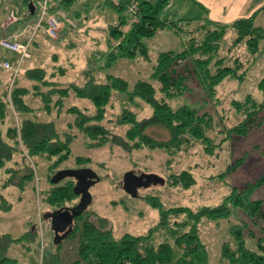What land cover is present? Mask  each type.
<instances>
[{"label": "trees", "instance_id": "obj_1", "mask_svg": "<svg viewBox=\"0 0 264 264\" xmlns=\"http://www.w3.org/2000/svg\"><path fill=\"white\" fill-rule=\"evenodd\" d=\"M29 1L34 5V0H22L26 15L30 14L27 9ZM72 1L54 0L49 5V11L68 7ZM132 1L137 2L138 19L124 33L122 26L125 16L122 12ZM169 2L120 0L116 5L105 0L117 12L118 19L107 28L108 41L115 39L118 44L113 49L110 42L107 55L93 59L98 70L109 68L118 59L131 60L140 56L149 60V48L145 40L160 30L170 28L173 32L177 45L156 54L150 79L137 80L130 85L126 79L115 74H106L103 79H98L90 69L83 72L80 85H62L54 78L64 76L61 66H49V71L43 66H33L22 73V78L31 82L29 87L21 84V78L16 76L9 91L8 85L5 86L0 93V171L6 174L0 184V210L10 207L2 194L3 190L9 185L22 189L33 176L28 164L26 172L16 174L20 164L16 160V153L20 154L22 160L33 159L34 164L37 159L48 162L45 168L48 180L58 166L71 157L77 166H84L91 161L90 157L72 156L70 145L77 137L75 133L69 132L73 127L81 135L82 145L86 148H101L111 142L127 151L159 149L171 157L197 145L201 146L204 153L213 154L232 136L246 137L252 129L264 125V116H260L264 111V76L258 81L263 98L256 100L246 95L243 100H233L236 112L244 117L225 131L215 130L213 115L200 105H171L173 99L192 93V84L195 83L198 100L206 107L210 101H216V88L223 80L244 78L245 71L239 73L243 67L240 56L233 57L229 62L227 58L219 56V50L221 40L232 30L235 34L234 46L243 43L249 52L257 53L264 41V27L255 23L256 14L237 18L230 23L216 22L210 20L206 8L195 1L204 11L201 16L163 18L160 16L161 11ZM196 22L200 24L195 29H186ZM14 58L15 55L11 61ZM114 92L125 95L130 103L137 97L151 108L147 117L137 118L126 106L122 107L117 122L128 126L124 137L112 135L102 123ZM69 97L88 100L94 108L93 113L88 114L85 107L70 104L65 108V112L72 116L71 122H66V131L58 130L53 120L41 121L34 117L35 109L46 115L52 111L57 113ZM28 98L38 100L39 106L30 107ZM8 106L19 120L16 125L11 120L3 131L2 126L10 112ZM153 126L166 129L168 138L158 139L147 133L146 129ZM213 131L224 134L217 139L211 135ZM19 145L23 152L18 151ZM246 155L228 163L218 176L224 178L232 174L246 162ZM195 182L190 169H182L167 176L168 185H180L184 189L190 188ZM72 185V178L50 183L44 189L43 202L53 208H60L70 202L74 204L78 200H75L77 196L72 192ZM261 189L264 190V162L263 170L255 179L245 182L241 187L232 185L220 203L213 206L203 205L195 210L187 206L163 207L157 196L146 195L144 200L158 209L157 222L143 234L126 233L119 238L111 230L96 225L90 220V214L83 210L74 217L71 231L66 236L76 241L71 264H208V250L199 230L201 220L227 219L233 215L238 220L230 226L229 238L221 244V264H264V193ZM29 235H35V232L24 231L18 237L0 234V264H15V260L7 254L8 248ZM60 244H53L56 252Z\"/></svg>", "mask_w": 264, "mask_h": 264}, {"label": "rangeland", "instance_id": "obj_2", "mask_svg": "<svg viewBox=\"0 0 264 264\" xmlns=\"http://www.w3.org/2000/svg\"><path fill=\"white\" fill-rule=\"evenodd\" d=\"M74 10L78 12V15L71 13ZM192 12L197 13L191 16ZM59 13L65 18L62 20L61 16L59 17L62 26L58 38L50 40L45 37L42 25L34 30L38 12L34 11L26 15L22 0H0V38L7 34L16 36L20 42L29 36L31 40L33 39L29 47L30 57L22 60L16 75L17 78H21V84L27 87L31 82L23 79L20 73L25 63L27 67L43 66L47 71L50 70L49 66L52 68L61 66L64 68V76L54 78L62 85L67 83L80 85L83 82V72L90 69L98 79H103L106 74H115L133 85L137 80L150 79L156 54L176 47L178 42L170 28L160 30L153 37L145 40L149 48V60L140 56L131 60L118 59L109 68L98 70L96 69L97 63L94 64L93 59L96 56L105 57L107 55L110 49L107 28L117 22V12L105 3V0H73L68 7H61ZM201 15L196 8H192L189 0H170L160 14L161 17L169 19ZM257 19V25L264 27V14L258 16ZM65 20L74 26L70 25L69 28ZM199 24L198 22L193 23L186 29H195ZM195 34L199 35V33ZM234 37L232 30L226 33L224 39L221 40L219 56L231 62L233 57L239 55L243 62L239 73L244 70V78L233 77L223 80L216 88V101H210L206 107L198 100V89L195 83L192 84L194 89L192 93H186L171 102L172 106L188 103L200 105L202 109L208 110L214 117L215 130L225 131L243 119L244 116L237 113L233 107V100H243L246 95H251L256 100L263 98L258 88V81L264 76V41L261 43L260 50L253 54L246 49L243 43L234 46L232 44ZM35 41L37 43L34 44ZM12 54L0 47V93L5 86L9 85L11 78L10 71L2 68L1 62L5 59L11 60ZM27 100L30 107L39 106L38 100L34 98ZM70 104H75L80 108L85 107L88 114H92L94 110L88 100L69 97L64 100L62 108L57 113L52 111L46 115L35 109L33 115L37 120H53L58 130L66 131V122H71L72 116L65 112V108ZM123 106L134 112L137 118L147 117L151 113V108L141 99L136 97L133 103H130L125 95L114 92L102 123L112 135L119 137H124L128 127L126 124L117 122ZM8 110L11 113L9 112L6 117L5 124L2 126L3 131L11 120L15 125L19 120L17 114L11 111L10 106ZM260 116H264V111L260 113ZM69 132L77 135L70 145L72 156L90 157L91 161L84 166H77L71 157L62 162L56 170L88 167L100 175V180L89 189L92 200L85 211L90 214L91 221L111 230L116 238L126 233L143 234L157 222L158 209L151 207L144 200L146 195L157 196L163 207L187 206L195 210L203 205L213 206L220 203L223 196L229 193L232 185L241 187L245 182L255 179L263 170L264 125L252 129L246 137L232 136L221 149L213 154L204 153L201 146L197 145L171 157L159 149L144 148L127 151L122 146L111 142L101 148H86L82 145L81 135L74 127ZM146 132L158 139H166L169 136L167 130L161 126L149 127ZM223 134L211 132V135L216 136L217 139L222 138ZM18 151L23 152L22 146L19 145ZM241 155H246L247 159L240 168L224 178L218 176L228 163ZM15 157L17 162H20V164L18 162L16 174L26 172V164H28L31 166L33 176L22 189L9 185L3 190L2 194L10 207L8 210H0V234L5 233L11 237H18L24 231L31 230L35 232V235L26 236L17 244H11L7 254L15 260V264H71L76 241L65 237L60 241V247L56 252L50 219L46 217L53 209L42 200L44 189L50 184L45 176L48 162L37 159L34 164L33 159L22 160L19 153H16ZM169 159H171L170 163L167 162ZM182 169L192 171L196 179L195 184L188 189L180 185H168L167 176ZM127 171L135 174L141 171L155 173L163 176L166 181L164 184H152L146 188H139L138 196L131 197L122 188V178ZM5 177L6 174L0 171V184ZM261 192L264 193V190L261 189ZM71 204L72 202L65 205ZM237 220L238 217L235 215L227 219L204 218L201 220L199 230L208 250V264H221V244L229 238L230 226Z\"/></svg>", "mask_w": 264, "mask_h": 264}, {"label": "water", "instance_id": "obj_3", "mask_svg": "<svg viewBox=\"0 0 264 264\" xmlns=\"http://www.w3.org/2000/svg\"><path fill=\"white\" fill-rule=\"evenodd\" d=\"M30 14L34 12V5L31 1L27 3ZM64 178H72V192L78 197L77 203L69 209H56L47 214L50 219V228L53 233V244L59 243L71 231L73 218L85 210L91 203L92 196L89 191L91 186L100 180V175L91 168L79 167L75 169L62 168L56 170L49 178L50 183L54 184ZM165 179L155 173H139L127 171L122 178V188L131 197L138 196L139 188H146L152 184H164Z\"/></svg>", "mask_w": 264, "mask_h": 264}, {"label": "built area", "instance_id": "obj_4", "mask_svg": "<svg viewBox=\"0 0 264 264\" xmlns=\"http://www.w3.org/2000/svg\"><path fill=\"white\" fill-rule=\"evenodd\" d=\"M54 0H34V11L38 12V20L35 25V29L39 26H43L44 32L46 36L50 39H56L58 36V32L61 26L60 18L64 19V16L59 12L49 11V5ZM114 4H119L120 0H110ZM137 2L132 1L127 4L126 8L122 12L125 23L122 26V31L125 33L131 27V25L137 21ZM68 24L73 25L68 20H65ZM33 30V31H34ZM32 31V32H33ZM31 41V36H29L24 42H20L17 39H9L5 37L0 38V47L4 50H7L15 55L13 61L9 59H5L1 62V67L5 70H9L11 74L10 83L8 85L11 86V83L14 77L17 75L20 64L23 59L29 56V44ZM112 48L118 44V41L115 39H111Z\"/></svg>", "mask_w": 264, "mask_h": 264}, {"label": "crops", "instance_id": "obj_5", "mask_svg": "<svg viewBox=\"0 0 264 264\" xmlns=\"http://www.w3.org/2000/svg\"><path fill=\"white\" fill-rule=\"evenodd\" d=\"M195 1L199 2L202 6H204V8H206L207 16L210 20H213L216 22H221V23H230L231 21H233L237 18L249 17L250 15L255 13L256 14L255 15V23L258 24V22H257L258 16L264 14L263 13L264 12V0H189V2L192 5V8H196L199 13L204 14L203 9L198 4H196ZM53 11L59 12L60 8H56ZM75 12H77V11H75V10L71 11V13L73 15ZM196 13L197 12H192L193 15H191V16L196 15ZM61 26H60V28H61ZM42 31H43L45 37L47 39H50L46 36L43 26H42ZM2 37H7L10 39L19 40L14 35L8 36L6 34ZM32 40L30 41V44H31ZM50 40H53V39H50ZM24 41H22V42H24ZM35 43H37V41H35L34 44ZM30 44H29V47H31ZM34 44L32 46H34ZM56 44H58V42ZM12 56H14V55L12 54ZM29 57H30V53H29V56L27 58H29ZM27 58H25V59H27ZM27 66H28L27 63H25L24 68L25 69L28 68ZM38 66H40V65H38ZM31 67H33V66H31ZM24 68L20 72L21 75H22L23 71L25 70Z\"/></svg>", "mask_w": 264, "mask_h": 264}, {"label": "flooded vegetation", "instance_id": "obj_6", "mask_svg": "<svg viewBox=\"0 0 264 264\" xmlns=\"http://www.w3.org/2000/svg\"><path fill=\"white\" fill-rule=\"evenodd\" d=\"M78 197L79 196H77V200H78ZM77 202V201H76ZM76 202L74 203V204H71V205H63V206H60V208L61 209H69V208H71V207H73L75 204H76ZM53 210H56V209H59V207H55V208H53V207H51ZM74 219V218H73Z\"/></svg>", "mask_w": 264, "mask_h": 264}]
</instances>
